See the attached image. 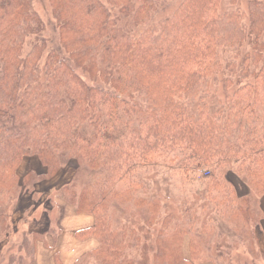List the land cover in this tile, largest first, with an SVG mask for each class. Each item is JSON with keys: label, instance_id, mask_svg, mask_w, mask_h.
I'll return each instance as SVG.
<instances>
[{"label": "trees", "instance_id": "1", "mask_svg": "<svg viewBox=\"0 0 264 264\" xmlns=\"http://www.w3.org/2000/svg\"><path fill=\"white\" fill-rule=\"evenodd\" d=\"M52 1L69 60L56 51L43 60L47 40L32 0H0V237L21 192L18 167L32 156L46 169L37 178L62 170L64 157L100 175L63 189L78 213L94 215L76 237L100 240L73 264L93 256L118 263L126 232L110 223L105 184L160 152L184 147L196 167L209 168L205 180L216 171L213 185L226 189L234 172L247 184L249 192L236 197L245 204L250 194L264 195V0H180L171 16L139 35L118 25L107 4L137 24L172 0ZM245 43L253 51L241 59ZM82 66L105 85L87 82L77 71ZM224 70L220 97L213 84ZM30 180L31 173L22 182L30 187L36 179ZM53 230L27 235L25 249L34 253ZM164 247L162 257L173 253L178 264L174 244Z\"/></svg>", "mask_w": 264, "mask_h": 264}, {"label": "rangeland", "instance_id": "2", "mask_svg": "<svg viewBox=\"0 0 264 264\" xmlns=\"http://www.w3.org/2000/svg\"><path fill=\"white\" fill-rule=\"evenodd\" d=\"M102 1L107 4L106 0ZM179 2L162 3L151 21L137 24L119 7L107 6L118 25L133 35H139L151 23L171 16ZM32 8L44 25L41 35L46 38L47 45L43 60L50 51H56L69 60V52L61 43L53 1L32 0ZM241 8L245 9L244 3ZM222 51H225L222 52V59L225 62L231 60L233 54ZM252 51V46L245 43L241 48V59L242 55ZM83 68L77 67V71L87 82L105 85ZM228 74L227 70L219 73V84H213L220 97L225 94L223 83ZM64 160V168L51 178H37V174L46 172L37 156L24 158L18 167L22 188L20 195L9 205L10 226L9 232L0 237V264H36L38 241L34 253L32 249H25L23 239L27 235L34 236L53 226L56 234L49 235L55 244L61 234L67 239L71 237L76 222L74 216L79 213L64 199L63 189L74 180L92 184L100 175L94 176L96 171L90 168H80L73 159L64 157ZM196 166L197 160L191 157L189 151L184 147H175L160 152L154 159L139 166L138 172L135 171L137 173L124 172L114 182H106L104 199L109 205L110 223L113 229L126 232L117 264H176L173 253L162 257L168 242L178 249V264H264V195L250 194L246 199L248 204H245L242 202L245 200L236 199L249 192L241 177L228 172L227 179L232 187L226 189L213 185L218 172L215 171L214 179L207 181L205 177L211 175L209 168ZM30 173L31 180L36 179V182L29 187L22 181ZM90 238L98 245L86 252L100 246V240L95 236L80 240ZM87 264H101V260L93 256Z\"/></svg>", "mask_w": 264, "mask_h": 264}, {"label": "crops", "instance_id": "3", "mask_svg": "<svg viewBox=\"0 0 264 264\" xmlns=\"http://www.w3.org/2000/svg\"><path fill=\"white\" fill-rule=\"evenodd\" d=\"M262 208L264 210V197L262 199ZM75 215L72 214V216ZM70 218V216H69ZM76 222L73 224L71 237L68 239L59 236L58 242L55 244L50 235H46L44 240L37 243L36 264H57V258L64 264H73L84 252L95 248L96 242L93 239L80 240L76 237V232L81 229L91 227L94 224V217L89 214H80L74 216ZM264 236V218L262 221ZM50 228V227H49ZM48 228V229H49ZM48 229L40 232L43 233Z\"/></svg>", "mask_w": 264, "mask_h": 264}]
</instances>
